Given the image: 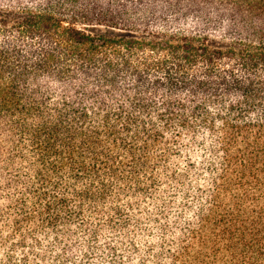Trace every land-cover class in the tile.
<instances>
[{"label":"trees","instance_id":"obj_1","mask_svg":"<svg viewBox=\"0 0 264 264\" xmlns=\"http://www.w3.org/2000/svg\"><path fill=\"white\" fill-rule=\"evenodd\" d=\"M0 264H264V0H0Z\"/></svg>","mask_w":264,"mask_h":264}]
</instances>
